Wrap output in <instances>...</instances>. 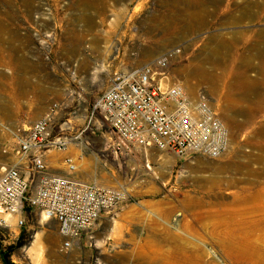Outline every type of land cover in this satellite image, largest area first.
Instances as JSON below:
<instances>
[{
  "label": "rangeland",
  "instance_id": "obj_1",
  "mask_svg": "<svg viewBox=\"0 0 264 264\" xmlns=\"http://www.w3.org/2000/svg\"><path fill=\"white\" fill-rule=\"evenodd\" d=\"M172 48L170 80L204 92L228 126L217 159L187 155L171 166L153 148L118 145L92 112L113 71ZM234 78L256 92L245 97ZM53 102L51 137L70 140L46 156L62 167L71 157L76 177L127 197L79 250L40 237L57 224L25 200L23 225L16 215L0 225L4 245L21 238L13 262L264 264V199L245 198L264 191V134L254 133L264 128V0H0V172L18 159L16 129Z\"/></svg>",
  "mask_w": 264,
  "mask_h": 264
},
{
  "label": "built area",
  "instance_id": "obj_2",
  "mask_svg": "<svg viewBox=\"0 0 264 264\" xmlns=\"http://www.w3.org/2000/svg\"><path fill=\"white\" fill-rule=\"evenodd\" d=\"M176 52L179 48L140 66L113 71L93 102L92 112L99 114L118 145L217 159L229 148L228 126L204 92L192 95L181 83L170 80L166 68ZM59 107L58 102L51 103L29 127L16 129L18 159L0 172V225L9 215H16L17 225H23L21 209L27 200L41 215L56 220L62 248L67 250L102 216L112 220L127 192L121 186L48 171L46 152L66 148L70 140L51 137V123ZM64 162L69 171H75L71 157ZM23 166L27 176L21 172ZM32 177L36 181L30 190Z\"/></svg>",
  "mask_w": 264,
  "mask_h": 264
},
{
  "label": "crops",
  "instance_id": "obj_3",
  "mask_svg": "<svg viewBox=\"0 0 264 264\" xmlns=\"http://www.w3.org/2000/svg\"><path fill=\"white\" fill-rule=\"evenodd\" d=\"M152 149V148H151ZM153 150H155V152L157 154H159L160 156H162L163 158V162L167 163L169 165H175L177 163V161L180 160L181 157L176 156L175 154L171 153V152H163V151H159L153 148ZM5 153V152H3ZM7 154V153H6ZM5 154H3L2 156L0 155V162L2 161V157L4 158ZM47 163H48V171L51 173H58V174H62V175H68V176H72V177H76L75 171H69L66 166H61L58 163L54 164L52 163L51 159L47 156ZM25 168H22L21 172L27 176V170H24ZM36 179L35 177H32L31 179V185H33V183H35ZM45 222H49L50 224L56 223V220L53 219H49ZM107 224H109V220L107 217L102 216L101 219H99V221L97 222L96 225H94L91 230L89 232L92 233V235H98L101 232H104L105 228L107 227ZM87 233L88 231H84L82 232V234L76 238L75 240H73L71 242V249H87L86 247V239H87ZM44 235V237L46 239H48V244L50 246H54L56 245V243L59 244V241L63 242V238L60 236L58 230H57V226L55 227V225L52 226V229H44L43 232L40 233V237H42ZM39 237V238H40ZM61 237V239H60ZM86 246V247H85Z\"/></svg>",
  "mask_w": 264,
  "mask_h": 264
},
{
  "label": "bare ground",
  "instance_id": "obj_4",
  "mask_svg": "<svg viewBox=\"0 0 264 264\" xmlns=\"http://www.w3.org/2000/svg\"><path fill=\"white\" fill-rule=\"evenodd\" d=\"M162 55V54H161ZM234 83L236 84V85H240V88L243 90V92H242V94H245V97L249 94V93H251V92H256V86L253 84V83H249V82H246L245 83V81H243V80H236L235 78H234ZM251 82V81H250ZM188 86L189 87H191V83H189L188 84ZM256 103H257V101H256ZM257 104H260L259 102L257 103ZM244 113L247 115H250V113H249V111H244ZM224 119H225V117H224ZM228 120H229V122L234 126V124L236 123V121L234 120V119H232V121L229 119V118H227ZM255 133V136L256 135H263L264 134V128H260V129H257V131L256 132H254ZM106 177V176H105ZM96 181V180H95ZM245 198L246 199H252V200H261V199H264V191H258L255 195H252L251 197L249 196V198L247 197V196H245ZM262 206V205H261ZM261 206H259V207H255V209L253 210V211H256L257 209H259ZM14 215H9V216H5L7 219H9V218H14L13 217ZM48 219L45 217V216H42L41 217V221H43V222H45V221H47ZM112 223V222H111ZM252 235H250V237H251ZM252 239V241L254 242V243H262V241L259 239V237H257V236H253V237H251ZM263 249H264V247H263Z\"/></svg>",
  "mask_w": 264,
  "mask_h": 264
},
{
  "label": "trees",
  "instance_id": "obj_5",
  "mask_svg": "<svg viewBox=\"0 0 264 264\" xmlns=\"http://www.w3.org/2000/svg\"><path fill=\"white\" fill-rule=\"evenodd\" d=\"M0 233H1V229H0ZM20 243H21V238H19L14 243L4 245L0 238V263L1 264H16L15 262L12 261L11 258H12L15 248L18 245H20Z\"/></svg>",
  "mask_w": 264,
  "mask_h": 264
}]
</instances>
